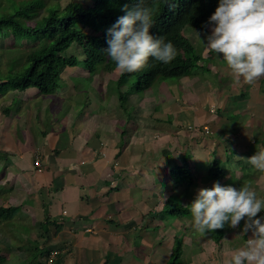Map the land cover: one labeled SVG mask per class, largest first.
<instances>
[{
	"label": "crops",
	"instance_id": "0c3cea01",
	"mask_svg": "<svg viewBox=\"0 0 264 264\" xmlns=\"http://www.w3.org/2000/svg\"><path fill=\"white\" fill-rule=\"evenodd\" d=\"M203 57L205 61L199 62L188 76L182 77L196 76L198 69L211 75L209 78L201 76L206 84L199 88L202 90L200 93L190 92L196 108L193 110L194 124H199L200 128L207 124L213 127L217 143L214 146L221 148L220 156H224V149L233 151L225 157L229 162L225 164V174L234 163L242 164L251 172L253 169H247V160L243 156L255 154L262 149L260 144L264 145V139L250 142L253 137L249 131L253 127L248 123L251 120L260 122L258 116L264 115V78L254 84L245 83L242 78L237 80L233 76L222 58L218 61L215 52H204ZM212 66L215 67L214 73ZM76 68L62 70L71 72L66 78L61 77L69 82V90L63 93L64 97L59 95L60 88L48 95L38 94L32 89L19 93L14 104L8 97L10 104L6 107L11 106V109L8 113L5 112L6 107L2 110L9 126L3 127L5 135L0 139V179L5 181L0 182V191L5 190L0 194L9 193L11 198L16 197L18 204L9 206H29L41 217L39 222L35 218L38 229L34 228V237L25 229H15L24 232V242L29 237L30 247L21 244V237L0 229V240L3 238L8 242L4 251L0 248V264H45L51 253H56L53 264H170L177 239L182 241V254L175 264H230L234 250L244 245L251 232L240 236L244 228L242 221L232 229L225 225L221 230L223 238L216 243L212 235L214 231H191V217L189 220V216L168 215L164 207L160 213L159 197L165 195L176 201L174 189L177 187L170 178L174 165L170 170L162 169L168 171L166 175L162 172V176L158 175V168L156 170L155 161L151 158L146 161L150 168H145L144 155L139 152L145 140L142 116H129L130 112L124 106L128 101L122 104L120 93L102 100L105 99L107 80L111 81L113 74L106 72L104 75L103 69L104 76L100 78L96 73L91 75L86 68V71ZM77 72H81L80 75ZM79 76L92 78L91 84L96 89L99 87V99L88 97L81 105L77 102L78 87L71 80ZM118 78L119 75L116 76ZM225 79L229 82L227 86ZM183 80L181 88L184 87ZM74 93L75 100L71 99ZM232 100L241 105L236 111L241 119L234 120L228 114ZM246 100L254 114L244 109ZM213 106L217 112H210ZM133 108L136 107L130 105V110ZM173 108L168 103H158L154 111L168 114L167 111ZM244 118L246 121L241 123ZM168 131L165 137L172 140L174 131ZM147 134L152 142L155 137L159 138L154 122ZM198 136L191 135L197 145L194 151L187 149L182 152L187 162L194 165L193 155L204 152L198 144L203 136ZM239 151L246 154L242 156ZM164 152L170 163V151ZM236 156L242 158L237 159ZM35 161H40L41 172L35 167ZM200 175L197 171L196 178H203ZM169 188H172L171 192ZM189 205L182 206L189 210ZM261 216L264 212L257 218Z\"/></svg>",
	"mask_w": 264,
	"mask_h": 264
},
{
	"label": "trees",
	"instance_id": "16d2710c",
	"mask_svg": "<svg viewBox=\"0 0 264 264\" xmlns=\"http://www.w3.org/2000/svg\"><path fill=\"white\" fill-rule=\"evenodd\" d=\"M5 2L7 6L3 7ZM133 2L134 0H88L85 4L72 0L61 8L47 0H0V37L8 33L12 39L11 46L5 50L25 52L23 60L13 61L11 69L2 67L3 54L0 52L1 98L8 95L14 104L19 93L32 89L37 90L38 94H53L60 88L61 70L80 64L91 75L97 73L99 66H103L105 72L119 75V90L128 80L136 78L131 91L137 93L151 89L161 78L188 76L199 66L203 57L191 42L181 37L182 29L190 26L206 30L209 25H205L218 7L219 0H145L154 10L151 33L164 37L166 42L171 41L179 54L171 63H161L150 58L142 70L128 73L115 70V64L104 50L108 47L107 30L118 17L124 15L121 10L124 4L131 5ZM74 48L78 49L77 55H66ZM119 95L124 104L126 97L121 92ZM10 109L11 106L6 107L5 112L8 113ZM187 161L183 157L184 163L178 165L180 173L176 172L175 165L170 170V174L173 172L171 177L179 179L174 183L179 187L184 186V182L196 185ZM222 165L220 160H214L207 176L220 181L225 175ZM181 173H184L183 176ZM20 208L0 207V219L13 218ZM164 209L174 217H185L190 212L171 198L167 199ZM214 235L216 243H220L222 231L217 230ZM181 254L182 241L177 239L170 264H175Z\"/></svg>",
	"mask_w": 264,
	"mask_h": 264
},
{
	"label": "rangeland",
	"instance_id": "374dc122",
	"mask_svg": "<svg viewBox=\"0 0 264 264\" xmlns=\"http://www.w3.org/2000/svg\"><path fill=\"white\" fill-rule=\"evenodd\" d=\"M47 1L49 3L53 2L54 4H58L61 8H64L72 0H47ZM74 1L80 2V3H85V4L88 3V0H74ZM6 6H7V3L5 2L3 7H6ZM44 14L45 13H43V15ZM211 27L212 26H210L209 28L211 29ZM209 34H211V30H209V32H205V31H202L200 29H194L190 26H185L182 29L181 37L183 39L188 40L193 45H195L197 50L201 54H203L205 52L204 44H207V36ZM11 44H12V39L9 37L8 33H5V36L0 37V52L3 54L1 65L3 68H6V69H11L13 61L18 60L19 62H21L24 58L25 52L23 50L22 51L15 50V51H10V52H7V50H5L6 48L10 47ZM77 51H78L77 48L71 49L70 51L67 52L66 55H74V54L77 55ZM216 56H218V58H219L218 61L222 58V54L218 55L216 53ZM202 61H205V59H202L200 62H202ZM76 69L79 71H81L80 69L85 70V66L83 64H80L79 66H77ZM103 69H104L103 66H99L98 71L96 73L97 75L100 76V78L106 74V72L104 73ZM198 70H196V74H198V75L192 76L191 78L190 77L189 78L187 77L185 79L184 78H168V79L167 78H165V79L161 78L153 84L151 89H149L148 91L140 92V93H135V92L131 91V88H132L134 82H136V78H131L121 87L122 94L126 97V101H128L127 103L124 104V106H126L128 108V111L130 112L129 116L130 115L134 116V114H135L138 116H142V118H143V120H142L143 126L142 127H143L144 134H145V140L143 142V146L139 148V152L141 151L142 155H144L142 157V159L145 160V162H144L145 168H150L146 165V163H147L146 161H147V159L151 158L155 161L154 165L156 166V170L158 168V175L159 176H162L161 173L164 172L162 169L170 170L172 165L177 166L176 172L180 173L178 165H182L184 163V162H182V159L184 157L183 153L187 149L190 150L189 152H192V151H194V147L197 146L195 143V139H191V135L193 134L194 137H197L198 135H199L198 137L203 136L201 141L200 142L198 141L199 142L198 144H199L201 151H204V152L200 153L198 155H193L195 165L193 162L189 163V172L193 175L194 183H197V184L196 185H192V184L189 185L188 182H184L183 183L184 186L182 185L179 187L176 184L177 188L174 189L176 201H177V203H181L182 205L183 204L184 205L185 204H191V202L193 201V199L195 198V196L197 194L198 189L211 188L213 186V184L216 183V181L212 180L210 177L207 176V172L209 171L210 165L213 163L214 160L218 159L221 161V159H222V161H221L223 164L222 166L225 168V164L226 163L229 164V162H227L225 160L227 157L230 156V154L228 152L233 153V151L231 149H224L223 150L224 156H220L219 150H221V148L214 146V143H216V141H214L215 132H214L213 127L210 124H207V125L201 126V128H200L199 124H194L195 115H194L193 110H195L196 108L193 104L194 97H192L190 92L195 93V95L200 93L202 90H199V88L202 87V85L206 84L205 82L202 81L201 76L204 75L206 78H209L211 76V75L206 74L207 72H204V71L201 72V70H199V71ZM211 70H212V73H214L215 67L212 66ZM216 71H217V69H216ZM70 73L71 72H68V71L63 72L62 70L60 72V85H61L60 89H61V92L59 90V92H60L59 95L62 97L65 96V94H63V93H65V92L67 93V91L69 90V87H67L69 82L68 81L66 82V80L65 81L62 80L61 77L66 78L67 75H70ZM77 73L80 75L81 72H77ZM103 73H104V75H103ZM114 74H113V78H111V81L107 80L108 83L105 85V94H104L105 99H102V100H107L111 97V95H118L120 93L119 86H118L117 79H116L117 75L115 74L116 75L115 76ZM114 77H115V79H114ZM224 77H222L221 79H223ZM91 79L92 78L88 79V78H83V77L79 76V77L73 78L71 80L73 82V84L77 85V87H78V89H77V102L80 105L88 97H91L92 99H94V98L99 99V96H100L99 90H98L99 87L96 89V87H94L93 84H91ZM106 79H108V78H106ZM182 80H183V84H184L183 88H181V86H180V82ZM259 81H261V79H259ZM224 84L226 86L229 85L228 79L224 80ZM186 88H188L189 90L187 91ZM183 91H186V92H183ZM163 93L167 96V98H164L165 95H163ZM242 94H245V93L242 92ZM174 98H175V101L173 102ZM8 99H9L8 95L5 96V98H3V99L1 98V95H0V139L3 137V135H5V133L4 134L2 133L3 127H5V125L9 126V124H8L9 122L6 119V115L5 114L3 115V113H2V110L7 105L10 104V101ZM71 99L75 100V93L73 94ZM180 99H182V100H180ZM247 101L248 100L243 102L244 109L247 110L250 108L253 110V108H251V106L249 107V104H247ZM158 103H160V104L168 103L169 105L173 106L174 108L167 111L168 114H166V112L159 114V113H156L154 111L155 104H158ZM130 105H133L136 108H133V110H130ZM100 106L102 107L103 105L100 103ZM214 107L215 106H213L212 109H210V112H212V111L217 112L216 107H215V109H214ZM239 107H241V105L236 101H233L231 103V106L228 107V109H230L229 110L230 113H228V114L234 120H236L237 118L238 119L242 118V116H240V113H236V111L238 110L237 108H239ZM76 108H79V107H76ZM250 109H249V112L254 114L253 112H251L252 110H250ZM218 114H220V112L217 113V115ZM158 117H161V119L157 120ZM148 120H151L152 122H154V125H157L158 130H159V138L155 137L153 142L151 139L149 140L148 134H147V130L151 129V125H152V122H149ZM245 121H246V118L242 119L241 123H244ZM258 121H260V122L256 123V121H253V120L248 122L249 125L251 127H253L249 131V133H251L252 137H253V139L250 141L251 143H252V141H257L258 139L259 140L264 139V124L261 123L262 121H264V115L258 116ZM208 125L211 126L209 132H207V130H206V128H207L206 126H208ZM199 128L201 130H198ZM168 130L174 131V134H172V137H174V138H172V140H170L171 138H169V140H168L165 137V135H167V133L169 132ZM205 130H206V132H205ZM202 131L205 133L204 135H200L203 133ZM168 142L170 143V147H168ZM260 146L262 147V149H264L263 144H260ZM166 150L170 151V154H171V156H170L171 162L170 163L168 162L167 154L164 152ZM201 151H198V152H201ZM239 153H241L242 156L244 154H246L245 152H241V151H239ZM239 153H237V154H239ZM251 156H252V153H249V157H251ZM243 158H248V157L243 156ZM237 165H239V168L237 167ZM241 165L242 164L234 163V164H232V166H230L231 168L228 167L225 176L219 181V183L222 186H233V187H237V188L244 185L245 183H249L256 190L258 196L264 197V173L253 168V166L250 165L248 162H245V165H246L247 169L248 168L253 169L251 172L247 171L245 169V166L242 165L243 167H241ZM197 171H200V173L203 175V176L202 175H200V176L203 178H200V179L196 178ZM164 174L165 175L168 174V171L164 172ZM181 174L183 176L184 173H181ZM181 174H179L178 178L181 177ZM242 174L246 175V176L250 175L253 177L252 178L244 177V176H242ZM172 175H173V172L170 174V178L172 180H174V182H173V185H174V183L179 179H176L175 177H171ZM192 175H191V177H192ZM237 176H238V178H234ZM189 180H191V179H189ZM10 181H12V179H10L9 182ZM0 182H5V181L1 178ZM4 186H5V183H4ZM4 186H1V188H3ZM195 186H197V187H195ZM169 189L171 192L172 188H169ZM0 192H5V190H3V191L1 190ZM5 194L4 193L0 194V198H1L0 199V206L8 207L9 205H17L18 204L16 197H15V199H13V198H11V194H9V193L6 195ZM15 194L18 195L19 197H21L18 194V192H16ZM169 197H171V196H169ZM167 199L168 198L165 195H162L161 197L158 198V200H159L158 201V206H159L158 208H159L160 213L163 212L161 210L165 206ZM170 214H172V213H170ZM186 216L187 217L189 216V218H187V219L191 220L190 217L192 218V216H190L189 214H187ZM40 217H41V215H39L38 213L35 214L34 210H31V208L29 206L21 205L20 212L17 213L13 218H10L8 221L0 220V229H1V231L4 230L5 233H11L10 235L21 237V240H22L21 244H23V245L26 244L25 245L26 247L27 246L30 247L29 244H31V241H29V240L27 241V239L29 237L25 238V242H24V240L22 239V235L24 232L21 233L19 230H15V229L21 228L22 231L25 229L26 233L28 235H30L31 237H34L35 236L34 228L38 229L37 224H35V223H37L35 218H38L37 221L39 222ZM170 218H173V217H170ZM24 223H25V225H24ZM242 223H243V227H244V221H242ZM34 225H36V226H34ZM29 227H30V229H28ZM190 228L193 229L191 231H194V228L191 225H190ZM13 230H15L14 233L11 232ZM220 230H222V229H220ZM215 231H217V230H215ZM213 233H212V235H213V239H214L215 235ZM241 240L242 239H240L239 242H241ZM0 241H1L0 242V248L4 251L6 249L4 246H7L8 242H7V240H3V238ZM214 241L216 242L215 239H214Z\"/></svg>",
	"mask_w": 264,
	"mask_h": 264
},
{
	"label": "clouds",
	"instance_id": "9594fccd",
	"mask_svg": "<svg viewBox=\"0 0 264 264\" xmlns=\"http://www.w3.org/2000/svg\"><path fill=\"white\" fill-rule=\"evenodd\" d=\"M121 10L124 15L107 30L108 47L104 50L115 70L134 73L146 67L150 58L171 63L177 57L178 49L171 41L151 33L154 10L145 0L126 3ZM205 26V32L212 26L205 52L222 54L237 80L254 84L264 78V0H219ZM244 159L264 173V149ZM187 207L194 230L200 233L225 225L236 228L244 221L240 236L251 232V237L234 250L230 264H264V216L257 218L264 212V197L258 196L251 184L237 188L216 182L211 188L198 189Z\"/></svg>",
	"mask_w": 264,
	"mask_h": 264
},
{
	"label": "built area",
	"instance_id": "2783aa9c",
	"mask_svg": "<svg viewBox=\"0 0 264 264\" xmlns=\"http://www.w3.org/2000/svg\"><path fill=\"white\" fill-rule=\"evenodd\" d=\"M206 127H207V128H206L207 132H209V130H210V126H206ZM206 130H205V132H206ZM34 165H35V167L38 168V171H39V172L42 171V170H41V163H40V161H35ZM55 256H56V253H51V254L48 256V258H47V262H46L45 264H53V263H54L53 261H54Z\"/></svg>",
	"mask_w": 264,
	"mask_h": 264
}]
</instances>
